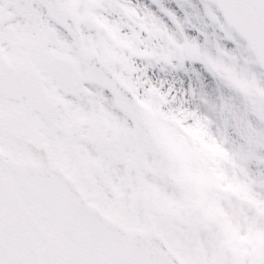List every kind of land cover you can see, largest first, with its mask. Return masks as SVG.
Segmentation results:
<instances>
[{
  "label": "snow or ice",
  "instance_id": "1",
  "mask_svg": "<svg viewBox=\"0 0 264 264\" xmlns=\"http://www.w3.org/2000/svg\"><path fill=\"white\" fill-rule=\"evenodd\" d=\"M0 264H264V0H0Z\"/></svg>",
  "mask_w": 264,
  "mask_h": 264
}]
</instances>
